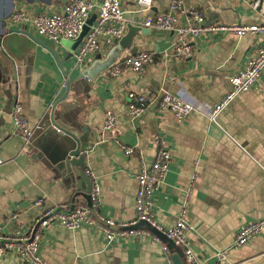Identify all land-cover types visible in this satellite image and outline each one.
<instances>
[{"label": "crops", "instance_id": "obj_1", "mask_svg": "<svg viewBox=\"0 0 264 264\" xmlns=\"http://www.w3.org/2000/svg\"><path fill=\"white\" fill-rule=\"evenodd\" d=\"M11 1L0 0V17ZM68 1L14 0L11 13L21 3L55 10ZM94 1L97 7L91 20L104 2ZM172 1L152 0L150 9L139 12L138 0H121L128 24L145 28L122 59L140 51L151 52L155 64L137 74L127 69L113 76L106 71L93 84L82 79L78 86L77 81L69 97L58 104L56 118L62 125L76 126L85 133L83 169L89 180L91 173L99 178L101 215L124 223L135 218L136 174L143 164L155 159L159 147L154 135L159 134L169 141L173 159L166 180L154 196L157 221L164 227L175 224L195 177L187 218L193 226L189 239L198 257L214 264L215 253L228 249L225 264H264V233L241 247H232L245 223L264 218V73L253 88L226 106L216 121L208 112L230 90L229 76L245 65L264 44V38L224 33L202 36L192 41L191 57H177L173 32L145 25L149 18L168 12ZM181 1L179 15L184 25L193 7L203 12L209 24L264 21V0ZM29 32L40 41L24 32L7 30L0 35V225L8 224L17 213L10 223L14 231H24L38 215L35 201L40 197L47 205L71 208L90 194L87 180L76 176L72 181L40 151L23 146L15 132L12 109L16 100L22 103L23 113L32 124L41 123L46 128L53 103L66 92L67 79L75 78L82 68L76 65V50L70 52L62 42L31 29ZM46 44L58 50L68 77ZM167 91L198 103L202 111L186 121H179L172 113H160L156 108ZM131 92L153 98L149 110L141 116L129 115ZM108 110L119 115L112 130L105 128ZM127 146L135 147L134 155H126ZM170 248L173 256L179 254L185 262L180 248L172 244ZM41 250L50 264H168L161 243L154 238L108 241L91 225L71 230L51 224L44 230ZM0 264L32 263L7 256L0 258Z\"/></svg>", "mask_w": 264, "mask_h": 264}, {"label": "built area", "instance_id": "obj_2", "mask_svg": "<svg viewBox=\"0 0 264 264\" xmlns=\"http://www.w3.org/2000/svg\"><path fill=\"white\" fill-rule=\"evenodd\" d=\"M259 1L255 6L259 5ZM139 12H145L152 6V0H138ZM97 4L94 0H70L61 8L50 10L46 7H38L33 3H21L6 18V27L10 30H33L55 42L73 40L78 38L92 17ZM181 0H173L168 12L149 18L145 25L150 28L165 29L174 34V54L177 57H191L193 55L192 41L202 36H210L217 33L234 34L243 36L252 34L264 38V21L254 24H225L221 22L207 23L205 15L196 7H193L188 16V23L182 24L179 12L182 8ZM96 18L90 25L74 53L76 65L84 68L95 57L106 55L108 48L121 38L127 29L128 19L126 10L121 0H104L99 7ZM122 59V58H121ZM120 59V60H121ZM113 67L108 69L113 76L123 74L127 69L137 74L143 72L147 66L156 62L155 55L151 52L140 51L127 55ZM264 73V44L260 45L256 52L250 55L245 65L229 76L230 90L223 98L208 109L213 121L237 96L249 91L257 84ZM128 112L132 117L141 116L149 110L153 98L146 95L129 93ZM162 114L172 113L179 121L188 120L193 114L202 111L198 103L182 99L171 91L162 94L156 108ZM12 120L16 134L23 146L30 144L37 134L45 127L41 123L32 124L23 113V105L16 100L12 109ZM119 122V115L108 110L106 113L105 128L112 130ZM154 141L159 150L151 163L143 164L136 178L138 188L135 195L136 216L130 222H120L113 217H106L99 213L102 201V187L98 176L90 174L91 191L87 202L76 203L71 208L66 205L50 206L45 203V198L40 197L35 201L39 207L38 215L27 224L24 231H14L10 223L18 217L12 215L8 224L0 225V258L13 256L21 261L32 264H50L42 255V240L44 230L51 224H61L68 229L75 230L83 225L94 226L102 232L108 241L117 238L146 237L150 236L161 243L167 256L168 264H174L173 253L170 245L164 241L165 236L173 245L180 248L187 264H210L195 253L189 233L193 230L192 224L187 218L188 207L192 195L195 177L190 188L186 192L183 206L179 212L175 224L171 227L161 225L155 216L154 199L160 185L166 180L171 169L172 153L170 143L166 137L154 135ZM126 155H134L135 147H125ZM141 222L144 224L139 225ZM148 225L155 231L148 228ZM264 233V218L245 223L236 234L233 248L247 244L253 237ZM229 250H218L214 257V264H225ZM239 264H247L243 261Z\"/></svg>", "mask_w": 264, "mask_h": 264}, {"label": "water", "instance_id": "obj_3", "mask_svg": "<svg viewBox=\"0 0 264 264\" xmlns=\"http://www.w3.org/2000/svg\"><path fill=\"white\" fill-rule=\"evenodd\" d=\"M14 8V0L11 1L9 9L2 14L0 17V35L4 34L8 29L6 25V18L11 14V11ZM96 18V16L94 17ZM93 18V19H94ZM93 20L88 19L86 25L84 26L82 32L78 36V38L73 40H63L62 44L65 46L70 52H74L78 45L83 40L87 31L90 28ZM145 28L133 25L129 23L127 25V32L119 38L118 42L114 44L107 54L103 57H96L91 63L78 70L75 78H68L66 81V92L65 94L56 100L51 108L50 114V124L44 128L39 136L33 138L32 142L27 145L30 149H37L43 154L53 165L57 167L59 171H61L64 175L68 176L72 181L76 176H79L88 181V186L91 191V181L87 176L85 169H83V164L85 161V144L86 140L83 132H80L78 127H68L64 126L56 118V109L58 104L62 101H65L69 97V93L72 87V84L78 81H82V79L87 80L90 84H93L101 74L106 72L108 69L113 67L123 56L124 52L127 50H132L134 46V39L137 35H140L144 32ZM16 32H24L28 34L30 37L38 40L34 34L29 31L24 30H10ZM40 41V40H38ZM43 43V42H42ZM49 51L52 53L55 58L58 66L62 70L64 76L68 77V73L65 70L64 60H61L60 54L58 50L51 48L46 44ZM78 66V65H77ZM66 114V111H63V115ZM84 130V129H83ZM74 183V182H73ZM88 199H84V202H87ZM144 224L141 222L139 225ZM148 228L155 231L154 228L148 225ZM162 236L164 241L169 245H173L169 239L163 236L161 233H158ZM174 264H185L182 257L179 254L173 256Z\"/></svg>", "mask_w": 264, "mask_h": 264}, {"label": "rangeland", "instance_id": "obj_4", "mask_svg": "<svg viewBox=\"0 0 264 264\" xmlns=\"http://www.w3.org/2000/svg\"><path fill=\"white\" fill-rule=\"evenodd\" d=\"M38 133V132H37Z\"/></svg>", "mask_w": 264, "mask_h": 264}]
</instances>
